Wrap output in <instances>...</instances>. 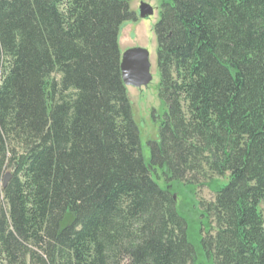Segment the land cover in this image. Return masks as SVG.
<instances>
[{"label": "trees", "instance_id": "1", "mask_svg": "<svg viewBox=\"0 0 264 264\" xmlns=\"http://www.w3.org/2000/svg\"><path fill=\"white\" fill-rule=\"evenodd\" d=\"M131 1L0 0V264H264V0L163 4L148 159ZM202 185L195 221L177 200Z\"/></svg>", "mask_w": 264, "mask_h": 264}, {"label": "rangeland", "instance_id": "2", "mask_svg": "<svg viewBox=\"0 0 264 264\" xmlns=\"http://www.w3.org/2000/svg\"><path fill=\"white\" fill-rule=\"evenodd\" d=\"M165 2L166 0H132L130 3L131 11L136 13L138 21L126 23L119 39L122 55L126 51L135 48H142L150 53L151 73L153 75L152 83L148 87L143 88L127 87V96L132 106L133 118L139 128L143 152L147 159L150 157V142L159 141V124L155 122L158 121L155 118H163L164 113L167 111L166 106L159 98L158 42L155 33V26L160 21L162 7ZM142 3L149 4L154 8L155 13L153 16L147 19L139 18V8ZM54 77L58 80L60 79V75L56 74ZM158 182L161 186H164L162 176ZM219 182L220 184H226L228 179L220 180ZM186 198H190L194 202L193 208L196 213H194V209L192 208L190 212L188 208H185L184 211L197 221L200 218L201 207L199 205L213 202L215 194L207 185H202L195 186L193 190H185L183 193H180L177 201L181 207H185V203L188 202ZM259 210L264 218V202L260 204ZM73 222L74 216L68 213L61 222L60 227L64 229Z\"/></svg>", "mask_w": 264, "mask_h": 264}, {"label": "water", "instance_id": "3", "mask_svg": "<svg viewBox=\"0 0 264 264\" xmlns=\"http://www.w3.org/2000/svg\"><path fill=\"white\" fill-rule=\"evenodd\" d=\"M155 13L154 8L142 3L139 8V18L147 19ZM122 79L126 87H148L153 81L151 73L150 53L142 48L126 51L121 58ZM8 179L5 180V183Z\"/></svg>", "mask_w": 264, "mask_h": 264}]
</instances>
